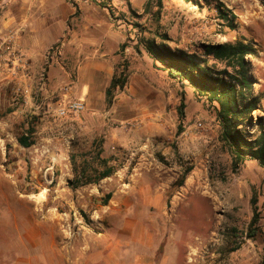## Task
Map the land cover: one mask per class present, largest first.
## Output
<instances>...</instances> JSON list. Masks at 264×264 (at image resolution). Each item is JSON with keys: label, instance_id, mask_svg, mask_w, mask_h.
<instances>
[{"label": "rangeland", "instance_id": "1", "mask_svg": "<svg viewBox=\"0 0 264 264\" xmlns=\"http://www.w3.org/2000/svg\"><path fill=\"white\" fill-rule=\"evenodd\" d=\"M92 1H67L75 9L82 4L83 11L85 4L89 14L84 18L79 12L68 21L70 35L77 32L73 43L80 44L75 61L72 51L67 59L63 52L58 58L69 68L68 76L48 88L47 71H42L28 90L12 83L2 88L5 81H0V251L16 248L24 224L33 221L53 229L55 248L73 264L93 250L102 233L137 225L157 256L175 264H264V167L247 159L234 168L220 141L215 109L192 88L170 79L139 45L141 37L160 42L165 35L173 50L205 59L214 73L233 70L206 57L203 45H250V94L259 109L242 131L254 141L264 131V0H200V5L161 0L159 13L155 1L147 6L148 0H97L106 8ZM216 1L235 15L234 29L217 18ZM97 37L98 44H92ZM95 53L113 57L114 74L127 78L109 101L108 85L91 76L90 91L80 98L76 66ZM63 99H83L86 110L62 119L57 107ZM197 121L204 130L193 128ZM28 126L34 128V144L23 148L17 138ZM99 145L116 172L76 188L80 154L90 159ZM108 193L111 199L103 206ZM254 214L258 232L248 239Z\"/></svg>", "mask_w": 264, "mask_h": 264}, {"label": "crops", "instance_id": "2", "mask_svg": "<svg viewBox=\"0 0 264 264\" xmlns=\"http://www.w3.org/2000/svg\"><path fill=\"white\" fill-rule=\"evenodd\" d=\"M68 0H0V35L18 28L24 29L16 43V49L28 61V74L15 73L10 66L0 69L1 87L8 84H19L25 89H31L36 83L37 76L42 71H47L49 77L48 88L54 81H59L68 76L69 68L59 65L60 63L51 56L53 47L63 45L62 52L68 58V52L72 51L71 61H75V55L80 44L73 43L76 30L70 35L68 21L76 18L81 12L86 18L89 16L86 5L79 4L75 9L67 2ZM146 9V8H145ZM92 16V15H90ZM96 17H94V22ZM97 28L103 25L92 23ZM87 28V29H86ZM89 27H84L88 30ZM91 28V27H90ZM99 37L95 38L96 43ZM106 54L84 55L82 63L77 64L76 74L79 76L78 83L82 86L80 98L87 96L92 85L91 79L109 83L114 75L113 57H105ZM105 57V59H104ZM58 65V66H55ZM82 76V77H81ZM130 80V77H128ZM55 81V82H56ZM49 90H45L48 93ZM21 233L18 234L19 245L16 248L7 247L0 251V263L3 264H67L61 253L55 248V233L49 227L45 228L33 221L24 224ZM29 226V227H28ZM19 230V229H18ZM148 239L137 225L133 228L118 229L115 233L107 231L101 234L97 245L93 250L79 257L73 264H175L169 261L167 256H157V249L147 244ZM9 254V257H8ZM13 258L11 262L9 259ZM160 258V259H158ZM172 259V257H171ZM173 260V259H172Z\"/></svg>", "mask_w": 264, "mask_h": 264}, {"label": "trees", "instance_id": "3", "mask_svg": "<svg viewBox=\"0 0 264 264\" xmlns=\"http://www.w3.org/2000/svg\"><path fill=\"white\" fill-rule=\"evenodd\" d=\"M154 1L159 13L160 8H162L161 0H148L147 6ZM183 1L200 5V0ZM203 1L206 4L211 2L210 0ZM92 2L100 8H106L102 2L97 0ZM214 9L222 25L234 29L235 15L217 1ZM138 26L136 25V27ZM160 36L163 37L160 42L141 37L139 45L170 79L177 81L181 86H189L198 97L206 100L215 109L216 118L221 128L220 141L229 151L233 167L237 168L240 163L247 159L256 160L264 167V131L260 132L254 141H249L242 131L246 125H252V114L259 109L258 99L251 97L250 94L253 82L248 77L246 62V57L253 54V48L243 42L203 45L202 49L206 57H210L214 62L224 64L226 68L233 70V73L228 72L227 69L214 73L212 69L206 66L205 59H199L184 51L173 50L166 43L167 37L165 35ZM126 80L125 75L119 76L115 72L105 90V100L111 99L114 90L123 89ZM183 109L184 101L182 99L178 110L181 119L183 118ZM33 133L34 128L28 126L26 134L17 138V143L23 148L31 147L34 144L30 139ZM94 144L96 145V141ZM95 148L97 150L90 154V159H88L87 153L80 154L82 159L74 179L77 182L76 188L98 184L101 180L112 177L116 172L115 167L110 165L111 158L102 155L100 145L95 146ZM71 160L75 161L74 156H71ZM184 178L185 176L180 182ZM110 199L111 193L106 194L102 200V205L106 206ZM251 203L255 211V196L251 199ZM257 220L258 216L254 214L250 230L247 233L248 239L254 238L258 232V226H255ZM232 251H235V248Z\"/></svg>", "mask_w": 264, "mask_h": 264}, {"label": "built area", "instance_id": "4", "mask_svg": "<svg viewBox=\"0 0 264 264\" xmlns=\"http://www.w3.org/2000/svg\"><path fill=\"white\" fill-rule=\"evenodd\" d=\"M24 32V29H16L9 31L4 35H0V69L3 66H10L14 72L26 74L28 71L29 63L24 59L22 54L16 49V43L20 36V33ZM63 45L58 44L53 47L51 56L56 60L62 55ZM25 72V73H24ZM43 81V79H41ZM45 83H41L43 86ZM86 105L83 99H63L57 107V114L60 118H76L84 113ZM193 128L198 131L205 129L204 124L201 121H197L193 124Z\"/></svg>", "mask_w": 264, "mask_h": 264}]
</instances>
